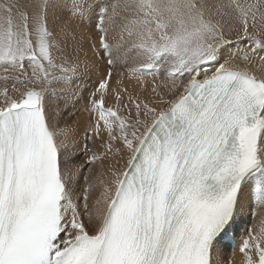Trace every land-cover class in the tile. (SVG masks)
Segmentation results:
<instances>
[{"label": "snow or ice", "instance_id": "6c2138e0", "mask_svg": "<svg viewBox=\"0 0 264 264\" xmlns=\"http://www.w3.org/2000/svg\"><path fill=\"white\" fill-rule=\"evenodd\" d=\"M91 26L108 70L80 140L46 99ZM133 51L130 75L163 66L155 101L111 87ZM124 154L90 205L83 169ZM246 204L264 207V0H0V264H234L213 251ZM248 231L241 264H264V220Z\"/></svg>", "mask_w": 264, "mask_h": 264}, {"label": "bare ground", "instance_id": "6f19581e", "mask_svg": "<svg viewBox=\"0 0 264 264\" xmlns=\"http://www.w3.org/2000/svg\"><path fill=\"white\" fill-rule=\"evenodd\" d=\"M24 1V0H23ZM27 1V0H26ZM31 2V1H30ZM32 3V2H31ZM30 3V4H31ZM34 3V2H33ZM119 12V11H118ZM124 15V14H123ZM130 15V14H129ZM105 25V24H104ZM108 25V24H107ZM121 25V24H120ZM109 26V25H108ZM105 27V26H104ZM109 28V27H108ZM118 28V27H117ZM56 30H57V28H56ZM115 30H117L116 28H115ZM120 30V29H119ZM87 31L88 32H92L91 34H92V37H93V41H85L84 42V44H83V51H80L81 53H82V55H80V57L82 56V58L81 59H85L84 60V65H86V66H84L83 68H84V74H83V77L81 78V80H79V83L76 85V83L77 82H75L74 84H73V86H75L76 85V90L75 91H73L72 90V87H68L69 85H63V83H59V84H55V85H53V88L55 89V87H59V88H61L62 89V92H63V90H66V88L64 87V86H67V96L68 97H70L71 98V100H73V98L74 97H76V99H75V101L77 102L76 103V107H77V111L79 112V114H78V116H74L72 119H70L69 118V112L67 113L66 111H67V106H65V104L63 105L62 103H59V102H57L56 101V99L53 101V100H51V99H48V97H47V99H46V105L48 106V109H49V111L51 112V113H53L54 115H53V119L54 120H59V121H61V126L63 127L64 125H65V123L66 124H68V125H80L81 126V128H80V131L77 133V139H80V140H82V138H81V131L82 130H84L87 126H88V124H89V117H90V114L87 112V111H85L84 109H85V105L87 104V102H85L84 100H83V98H81V88H83V87H88V93H91L93 90H94V88H95V85H96V83L100 80V79H102L103 77H104V74L106 73L105 71H104V69L102 70L101 68H100V65H99V67L97 66L98 65V63H99V61H100V59H101V57L100 56H103V53L100 51V48H99V34L96 32V30H95V28H94V26H92V27H89L88 29H87ZM115 32V31H114ZM119 32V31H118ZM118 32H116L115 34H117V35H119V33ZM111 33V32H110ZM113 33V32H112ZM114 34V33H113ZM113 34H110L109 35V41L110 42H112L113 43V38L112 37H110V36H112ZM117 35H115V36H117ZM118 37V36H117ZM115 38V37H114ZM91 42H95L96 43V51L97 52H99L100 54L99 55H96V56H94L93 55V51H92V49H91V47H90V43ZM62 46V45H61ZM246 46V45H245ZM241 47H244V46H242L241 45ZM70 51V50H69ZM77 51V50H76ZM85 52H87V57H85ZM70 53V52H69ZM68 53V54H69ZM74 53H76L75 52V49H74ZM80 54V53H79ZM71 55V54H70ZM76 55V54H75ZM77 55H78V53H77ZM76 55V56H77ZM72 59H73V57H72ZM103 60H105L106 59V57H104V58H102ZM74 61V60H73ZM83 61V60H82ZM235 63H237V64H240V66L241 67H245L246 65L241 61V60H239V59H237L236 61H235ZM26 67H27V65H26ZM120 69V68H119ZM124 69H125V67H124ZM118 70V69H117ZM122 71H123V69H122ZM124 71H126V70H124ZM254 71H256V74L257 75H259L260 74V70H259V68H255L254 69ZM102 73V74H101ZM119 73H120V70H119ZM127 75H128V73H126ZM125 73H123V76H121V75H119V77H117V80L118 79H120V80H122V83H121V85H120V87L121 88H123V87H127V88H129V87H132L133 86V84H134V81H135V77L137 76V74H134L132 77H127V75H126ZM130 74V73H129ZM154 74V73H153ZM163 74V73H162ZM155 75V74H154ZM154 75H150L153 79L154 78H156V76H158V75H156V76H154ZM129 76V75H128ZM201 79H203V77H201ZM137 80V79H136ZM145 79H143V81H144ZM151 80V79H150ZM143 81H142V83H143ZM148 81V80H147ZM137 82V81H136ZM140 82V81H139ZM169 83L171 82V81H168ZM156 83H157V81H156ZM150 82H146V84H144L145 86H140V87H144V89H145V93L146 94H149V90H150ZM157 84H159V83H157ZM153 86V85H152ZM151 86V87H152ZM18 87H22L21 85L20 86H18ZM111 87H113V88H115V87H117V85H116V80H115V82H111ZM65 88V89H64ZM138 88V87H137ZM136 88V89H137ZM57 89V88H56ZM90 89V90H89ZM144 89H143V91H144ZM60 90V89H59ZM139 90V89H138ZM55 91V90H54ZM57 91H58V89H57ZM80 91V92H79ZM129 91H132V90H129ZM133 92V91H132ZM136 92V91H135ZM131 93V92H130ZM83 94V93H82ZM87 94V93H86ZM134 94V93H133ZM132 94V95H133ZM140 94V93H139ZM60 95H61V93H60ZM136 95V94H135ZM64 96V95H63ZM66 96V95H65ZM89 96V95H88ZM144 96H145V94H144ZM77 97H79L80 98V100H78V98ZM153 97V96H152ZM151 97V98H152ZM55 98H56V96H55ZM58 98V97H57ZM61 98V97H60ZM112 99V97H108L107 98V103L108 104H112V102H111V99ZM109 99V100H108ZM147 99V98H146ZM153 100L152 101H155V97H153L152 98ZM149 100V99H148ZM63 101V100H62ZM64 101H65V99H64ZM49 102V103H48ZM70 102V101H69ZM48 104H50V105H48ZM73 105V104H72ZM70 106V105H69ZM51 109V110H50ZM69 109V108H68ZM71 110V109H70ZM57 113H59V115H56ZM65 113V114H64ZM99 141V140H98ZM97 140L96 141H90V143H94V144H92V145H90V143H89V147H92L93 149H96V150H102V149H99V144H100V141L98 142ZM84 159H85V157H84ZM126 159H127V155L126 154H124V160L123 161H121L120 160V157L117 155V156H113V157H111V159H108V160H104V161H101V162H99V163H97L96 164V166L98 167V169H97V167L96 168H94V166L93 165H90L91 167H87L86 168V170L84 171V172H86L88 169H89V176H90V180H91V183L92 184H95L94 185V191H93V195L90 197V202H92V204H94V202H95V199H96V197L97 196H99L100 195V192H101V186H100V181L101 180H107L108 178H109V175H108V173H107V169H108V167H109V165H112L113 167H115V168H122L123 167V163H124V161H126ZM90 169H92V171L90 172ZM81 203V206L83 205V201H81L80 202ZM91 204V205H92ZM252 205V204H251ZM251 205H245V207L242 209V210H238V214H237V217H236V224H237V226L239 227V228H244L245 229V227H250L249 229L250 230H254V229H257L258 228V226H259V224H260V222L262 221V220H264V211H261L260 209H261V207L259 208V205H256L255 204V206H252V207H250ZM252 209H254L256 212H257V215L255 216V218H251L250 219V217H249V212H250V210H252ZM235 227V226H234ZM247 229V228H246ZM235 232V231H234ZM249 235V233H247V235L246 236H248ZM237 237H239L236 241L237 242H242L243 241V239H245V238H243L242 239V235H236ZM242 239V240H241ZM240 244V243H239ZM226 250H227V253H226ZM229 250V251H228ZM218 255H221V256H223L224 258H226V259H231L233 262H234V264H241V262H242V259H243V256H242V253L238 250V249H232L231 248V246L229 245V244H226V243H222V242H219V245H218V248L217 249H214V251H213V258L214 259H216V257L218 256Z\"/></svg>", "mask_w": 264, "mask_h": 264}, {"label": "rangeland", "instance_id": "374dc122", "mask_svg": "<svg viewBox=\"0 0 264 264\" xmlns=\"http://www.w3.org/2000/svg\"><path fill=\"white\" fill-rule=\"evenodd\" d=\"M33 3H35V0H21V3H31V2ZM110 2L111 3H116V2H120V3H123L124 2V0H110ZM119 11V15L121 16V17H123V16H128L129 14H130V12H127V11H124V10H122V9H119L118 10ZM124 14V15H123ZM108 23H105V27H109V29H110V34H113L112 36H110V37H112L113 38V40H114V37H117V36H119V35H117V34H115L116 32H120V28H121V22L118 20L115 24H113V25H107ZM92 27V26H91ZM118 27V28H117ZM56 28H57V30H56ZM55 28V32L57 33V34H59V32H60V28H59V26H57ZM115 28L117 29V30H115ZM115 31V32H114ZM113 32V33H112ZM118 32V33H119ZM92 33V32H91ZM109 34V35H110ZM115 35H117V36H115ZM108 39H109V37H108ZM110 40V39H109ZM109 43H112V42H110L109 41ZM113 43H114V41H113ZM62 46L61 47H63V43L61 44ZM242 46H244V47H246L245 45H242ZM70 50V51H69ZM234 50V49H233ZM70 52V53H69ZM75 52L76 53H74V48H71V47H69L68 48V50H67V54L70 56V58L72 59V57H73V59L72 60H74V61H78L79 62V72H78V77L79 78H77V79H74L73 80V82H72V84L70 85V86H68V87H72V90L73 91H75L76 90V85L79 83V80H81V78L83 77V74H84V66H86V65H84V58L83 59H81L82 58V56L80 57V55H82V53L79 51V53H78V55H77V51L75 50ZM71 54V55H70ZM77 56H76V55ZM101 57V59H100V61H99V63H98V67H99V65H100V68L102 69H104V71L106 72L105 74H104V76L107 74V70H108V65H107V62H106V60H107V58L105 59V60H103L102 58H104V56H100ZM83 60V61H82ZM145 62V60H144V58L143 57H141V56H138L136 53H135V51H133V52H130L129 53V55H128V58H127V63H125V64H116L114 67H113V75H112V79H111V82H115V80H117V77H119V75H121V73L123 74V73H128V75H127V77H132L133 75H130L129 74V69L131 68V67H139L142 63H144ZM257 63H259V62H257ZM124 67H125V69H124ZM120 68V69H119ZM102 69V70H103ZM118 69V70H117ZM122 69H123V71H122ZM161 72L159 73V74H156V73H152V74H149V73H147V72H137V73H135V74H137V76L135 77L136 79H135V81H134V84H133V86L132 87H129L128 88V91L129 90H132V91H129V93L131 92V94H133V95H137V94H139L140 96H141V98L142 99H144V98H147V100L149 99L150 101H152L153 99V94H152V92H151V86L153 85V81H154V79H155V83H156V81H157V83H160L162 80H164V79H166L165 77H164V75L162 74L163 73V66H161ZM119 70H120V73H119ZM124 70H126V71H124ZM102 74V73H101ZM150 75H154V76H156V75H158V76H156V78H152ZM84 78V77H83ZM143 79H145L144 81H143ZM151 79V80H150ZM148 80V81H147ZM137 81V82H136ZM140 81V82H139ZM142 81H143V83H142ZM75 82H77L76 83V85L75 86H73V84L75 83ZM146 82H150L151 84H150V90H149V94H146L145 93V89H144V87H140V86H145L144 84H146ZM63 85H65V84H63ZM18 86H20V85H18ZM22 86V85H21ZM23 87V86H22ZM65 88H66V90H63V92H62V89L61 88H59V87H55V91H53V92H51L49 95H48V99H51V100H55L56 99V101L57 102H59V103H64L65 104V106H67V113L69 112V113H72V115H71V117H69L70 119H72L74 116H78V114H79V112L77 111V107H76V101H75V99H76V97H74L73 98V100H71V98L70 97H68L67 96V86H64ZM138 87V88H137ZM58 89V91H57V89ZM64 88V89H65ZM137 88V89H136ZM60 89V90H59ZM139 89V90H138ZM143 89H144V91H143ZM90 90V89H89ZM136 91V92H135ZM80 92V91H79ZM81 92L83 93H81L80 95H81V98H83V100L85 101V102H88V98H89V94L90 93H88V87H83V88H81ZM60 93H61V95H60ZM87 93V94H86ZM144 94H145V96H144ZM64 95V96H63ZM66 95V96H65ZM55 96H56V98H55ZM153 96V97H152ZM58 97V98H57ZM61 97V98H60ZM111 97V96H110ZM152 97V98H151ZM78 98V100H80V98L79 97H77ZM64 99H65V101H64ZM111 99V98H110ZM63 100V101H62ZM109 100V99H108ZM125 100H127V94H125ZM70 101V102H69ZM81 101V100H80ZM111 102H112V104L114 103V97H112V99H111ZM49 103V102H48ZM63 104V105H64ZM73 104V105H72ZM48 105H50V104H48ZM70 105V106H69ZM69 108V109H68ZM71 109V110H70ZM51 110V109H50ZM133 112H134V109H133ZM65 114V113H64ZM74 125V124H73ZM78 126H79V131H80V128H81V126L78 124ZM83 133H84V130H82L81 131V138L83 137ZM98 141V140H97ZM99 142V141H98ZM88 143H90V141L88 142ZM92 144H94V143H90V145H92ZM84 160V156H79L76 160H74V161H72V163H81L82 161ZM87 167H91L90 165L89 166H87ZM87 167H85L84 169H83V173L84 174H89V169L86 171V172H84L85 170H86V168ZM97 166L96 165H94V168H96ZM97 169H98V167H97ZM95 184H93V186H94ZM80 187L82 188L83 187V175H81L80 176ZM93 191H94V188H93ZM89 204L91 205L92 204V202H90V199H89ZM252 206H255V204H252L250 207H252ZM261 207V211H264V207H262V206H259V208ZM249 214V217H250V219L252 218H255V216L257 215V212L254 210V209H252V210H250V212L248 213ZM235 227H233V229H232V231L234 232V233H236V235H242V238H245V237H247L246 235H247V233H249V231L248 230H250L249 228L250 227H245V229L244 228H239L238 226H237V224L235 223V225H234ZM247 228V229H246ZM244 231H245V233H244ZM229 251V250H228ZM226 253H227V250H226Z\"/></svg>", "mask_w": 264, "mask_h": 264}]
</instances>
